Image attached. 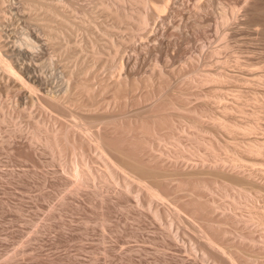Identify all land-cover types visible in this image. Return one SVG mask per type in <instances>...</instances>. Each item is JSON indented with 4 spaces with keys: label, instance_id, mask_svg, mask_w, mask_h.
<instances>
[{
    "label": "rangeland",
    "instance_id": "1",
    "mask_svg": "<svg viewBox=\"0 0 264 264\" xmlns=\"http://www.w3.org/2000/svg\"><path fill=\"white\" fill-rule=\"evenodd\" d=\"M50 1L45 6L42 0H0L3 39L10 43L22 42L28 39L26 32L42 31L46 41L36 48L32 63L46 77L48 94L58 96L62 104L61 108L54 109L37 100L20 103L16 92L11 94L0 89V264H229L207 257L200 248L199 242L205 240L213 228L219 230L221 226L227 230H222L225 235L222 234L221 244L229 253L240 251L236 254L242 255L243 264H264V29L252 24L256 19H264V0H256L255 9L249 13L245 0H224L227 7H235L239 15L229 28H222V9L211 2L214 0H206L213 4L203 12L201 18H205V24L201 27H195L193 17L188 22L177 16L180 21L175 19L176 24L167 35L169 40L174 38L175 50H164L161 54L164 59L160 62L157 55L152 54L146 66L143 65L144 71L139 73V77H144L162 69L170 76V85L169 79L166 80L169 86H162L164 90L157 87L163 95L156 92L155 97L148 100H144L142 88L134 90L137 97L141 94L139 102L125 109L124 114L123 110L118 111L120 117L135 116L138 110H145L152 101L166 99L172 92V96H179L174 124L169 127L170 136L166 140L153 143V151L159 156L162 152L164 156L160 157L170 167L179 162L180 169L215 168L236 175V178H220L221 182L217 179L211 187H175L168 200H164L166 207L161 221L146 206L144 196L140 200L138 197L141 205L138 203L137 186L131 190L133 193L126 191L127 195L119 196L123 181L117 185L114 180L108 182L98 177L80 188L75 179L68 178L75 162L78 169L87 173L100 174L106 169L94 149L86 151L88 166L79 150L78 153L65 150L60 155L57 152V156L48 146L54 120H62L78 129L83 126L81 129L86 130L83 135L103 128L105 119L98 117L97 120V114L104 115L110 110L105 104L111 94L99 89L96 79L99 77L93 76L92 80L90 72L96 74L100 63L92 47H101L108 56L112 46V40L108 41L110 34L114 33V38L118 39L121 34L131 35L132 31L130 25L104 20L95 0ZM201 1L189 0V3L193 7ZM132 3L143 4L141 0ZM49 6L60 10L59 13L48 9ZM114 24L116 28L112 30ZM164 25L168 26V22ZM149 27L151 30L154 23ZM147 40L151 41L147 37L138 39L139 42ZM181 46L190 48L187 53L190 61L173 58ZM177 61L182 64L178 65ZM120 64L118 62L115 71H119ZM108 66L101 65L99 73L106 75L112 69L110 64ZM70 76L81 79L82 86L74 90L76 85L73 84L72 89ZM86 82L98 86L99 111H93L96 106H92L93 100L89 98V91L86 92L91 84L88 86ZM95 112L97 121L94 115L89 117ZM192 115L200 119L198 124H193ZM194 197L209 201L213 208L205 220L191 214L183 205L185 200Z\"/></svg>",
    "mask_w": 264,
    "mask_h": 264
},
{
    "label": "bare ground",
    "instance_id": "2",
    "mask_svg": "<svg viewBox=\"0 0 264 264\" xmlns=\"http://www.w3.org/2000/svg\"><path fill=\"white\" fill-rule=\"evenodd\" d=\"M42 1H44V4H46L45 6H47L48 2L49 3L51 2L50 0H42ZM95 1L98 4L95 6H98V10L100 12L99 15L101 17L103 16V19L105 18L106 21L113 22V23H116L119 25L120 24L130 25V28L132 29V31H131V35H127V33L123 34V35L121 34L118 39L114 38V36H115L114 33L110 34V39H108V41L112 40V43H111L112 46L109 45L111 47L109 48V51L107 52L108 56L104 55V53L106 54V52L101 47L96 46V45H94L93 47L91 46L92 48H94L93 49L94 54L96 56H99V61H97V63L100 62V63H98L99 65L97 67L99 69L98 68H97L98 70L96 69V74H93L89 71L90 74H92V76H91L92 80L95 78V77L93 78V76L99 77V78H96L97 80H99V83H100L99 89H101L102 91H107L111 94L110 96L108 95L109 98H107V96H106L108 101L105 104V106L108 104V108L110 110L108 112L107 111L104 112L103 113L104 115L98 116V114H97V120L99 118L105 119L103 128L100 130H97L95 132L93 131L92 134H89V132L87 131V134L90 135L89 136V135H85V134L83 135L82 134L86 131V130L83 131L81 129L83 126L79 128L82 130V132H80L81 130H79L75 126L74 127L68 126V125L62 123L61 122L62 120L61 121L54 120V122H53L54 123L53 130L51 133V138L48 141V146L53 150L54 154H56V155L58 153H59V155L61 153L64 154L65 150H66V153H67V151L76 153L79 150L83 156L85 165L90 166L89 160L87 158L88 156H86V154H87L86 151H88L89 149L90 150L94 149L96 151L97 158H98V156L101 157L100 158L101 161L102 162L104 161L106 164V166H105L106 169L104 171H101V173L97 171L100 174H95V173H90L88 166L85 168H87L89 173H87V171H85V170L78 169L80 167L78 166V168H77V165L75 162L74 166L71 167L72 168L70 171L71 175L69 174L70 177L68 176V178L69 179H71V178L75 179L78 183L77 186H80V188L90 185L91 181L92 180L95 181L96 179H98V177L101 178L103 181H108V182L110 180H114L115 184H117V185L121 181H123V184H121L122 182L120 183L122 185L123 189L118 192L119 196L127 195L128 191L133 190L134 186H137L138 187L137 189H139V191H137V189L136 190L134 189V192L137 191V193H138V195H136L137 196L136 199L138 200V197H139V200H140L141 199L140 197L144 196L146 206H148V208L154 214V217H160L161 216L162 211H163L164 206H165L164 200H165V198H167L170 195L171 191L175 187L178 188L181 186H183V187L184 186H193V187H199V188L204 187L205 188V187L210 186L213 182L217 181V179H219L218 181L221 182L220 178L229 179L230 176L233 178L234 177L236 178V175L229 173L230 171L228 172L229 174H227V172H224L223 170L215 169V168L205 169V167H204L205 170L202 169L201 167L200 168H193V169H180L178 167L179 162H178L177 166L174 165V166L170 167L160 157L163 154L162 152H160L161 155L159 156L153 151V148H155V147H153V143L155 141H158V142L161 141V143H162V141L166 140L170 136V132H169L170 128L169 127L170 126L172 127V125L174 124L173 123V120H174L173 116H174V113H176V108H177L178 103H179L178 102L179 96H178V98L176 96H172L173 95V94L171 95L172 92L169 93L170 94L169 96L167 95L168 97L166 96L167 97L166 99H164V98L162 100L159 99L156 102L152 101L150 106L147 107L145 110H142V111L138 110V113L135 116L120 117L121 115L120 116L118 115V111L123 110L122 111V113H123V112H125L124 111L125 109H127L128 107H131L133 104H136L139 102V97H141L140 96L141 94L139 95V97H137L133 93L134 90L137 91V89L142 88V90H144V92L142 93L143 98H144V100H148V99H151L155 94H157L156 92L160 91V90L157 91V89H158L157 87L162 88V86H163L165 88V87L170 85V83H171L170 79H169L170 76L167 77L166 73H165L166 71L164 72L162 69L154 70L151 73L146 74V76H144V77H139V75H140L139 73L142 72L141 70H143L142 69L143 65L146 62H148V60L150 59V56L152 54L157 55V59L159 60V62L163 61L164 58L161 54L164 52V50L173 49L174 44L176 45V42L174 43V40H173L174 38H172V40H169V39H167V35L170 34V31H171L170 27L172 25L176 24L175 19L179 20V17H177V16H180L182 18L181 20L185 19L188 22L193 17L195 19V24H196L195 27H201L203 24H205L204 23L205 18L202 19L201 16H203V12L206 13L211 8L210 5L213 3H210L206 0L205 1L202 0L201 2H197L196 4H194V6L192 7L189 3V0H141V2L143 4H138V5L132 3V2H134V0H95ZM68 2H69V0H68ZM211 2H214L215 4H217L219 6V8L222 9L221 10L222 12L220 13L221 16L223 17L222 28H223V26H228V28H229L230 24H232L233 22L236 23L235 21H237L236 19L239 15L237 16L238 10L235 7H233L231 5L232 8L229 9L227 7V5L225 4L224 0H214ZM245 2H246V11L248 13L251 12V10L255 9L256 0H245ZM53 4H54V1H53ZM57 5H58V3H57ZM4 6H5V4H4ZM84 6H86V5H84ZM46 8H48V7H46ZM48 9L53 10L54 13H57V12L59 13V11H60L56 8H54L55 9L54 10L53 7L50 8V6ZM95 9H97V8L95 7ZM212 9H213V7H212ZM243 9H242V11H243ZM56 10H58V11H56ZM98 10H96V11H98ZM262 10H260V11H262ZM0 11H1V8H0ZM82 11L90 12V10H84V9ZM240 12H241V10H240ZM244 14H246V13H244ZM61 15H63V14H61ZM1 16H3V15H0V17ZM208 16H207V18H208ZM238 19H240V17ZM210 21H212V20H209L208 22H210ZM167 22H168V26H165L164 24H166ZM152 23H154V27L150 30L149 26ZM179 23L180 22H178V24ZM116 24H114V27L112 28V30H114V28H116ZM252 24L258 25L259 27L261 26L262 29H264V19H259V20L256 19L252 22ZM111 25L113 26V24H111ZM189 25H191V24L189 23ZM189 25H187V26H189ZM125 27H127V26H125ZM125 27L123 26V28H125ZM192 27L194 28V26H192ZM104 28H105V26H104ZM108 28L110 30V26H108ZM189 28H191V26H189ZM202 29H204V28H202ZM102 30H104V29H102ZM184 30H185V28H184ZM200 30H201V28H200ZM190 31L191 30H189V32ZM109 32H111V31H109ZM175 32H176V30H175ZM26 33L28 35L27 40L22 41V42L16 41V42H12V43L3 39L2 38L3 35L1 36V33H0V89H2L3 91H5L7 93H11V94L16 92V98L20 103L27 102V101L33 102V101L37 100L39 103H41L43 105L49 106V107L54 108V109H58L62 105V104L60 105L58 102V99H57L58 96H54V95L50 96L48 94V92H47L48 89H46V83H47L46 77L43 74L39 73L40 71H38L36 69L35 65L32 63V58H33V56H35L34 52L35 53L37 52V51H35L36 48L39 45H43L46 40H45V38L42 37L43 33L41 30L40 31H38V29L37 30H30L29 32H26ZM116 33L118 34V32H115V34ZM119 33H121V32H119ZM190 33H193V32H190ZM185 34H186V32H185ZM182 35H184V34H182ZM140 37H147L151 41L147 40V41H140L139 42L138 39ZM182 37H185V36H182ZM189 38H192V37H189ZM178 39H176V40H178ZM10 40H11V38H10ZM184 40H186V37ZM91 42H92V40H91ZM94 42H96V40ZM190 42H189V44H190ZM109 43H110V41H109ZM187 48H188V46H187ZM173 50H175V49H173ZM188 50H190V48H188ZM188 50L185 47L181 46L176 51V53H175V51L173 52V53H175L173 55V58L176 60L185 59L186 61H188V60L190 61L189 57L187 58ZM192 50H193V48H192ZM90 51H92V50H90ZM124 51H126V52L123 54ZM130 51H134L136 54H132V53H130ZM215 52H216V50H215ZM158 53H160V55ZM121 54H123V55H121ZM218 54H219V52H218ZM192 56H194V55H192ZM119 57L121 58V61H119ZM96 59H97V57H96ZM169 60H171V59H169ZM202 60H203V58H202ZM118 62H121V64L119 65V71H115L114 68L118 67V65H117ZM176 63H178V61ZM176 63L174 62L175 66L177 65ZM179 63H178V65H179ZM186 63H185V66H186ZM108 64H110L112 66V69L110 71H108L106 73V75H104V76L101 75L102 72L99 73L101 65H107L108 66ZM180 64H182V62ZM190 64H192V63L190 62ZM145 66H146V64H145ZM188 67H190V66L188 65ZM193 67H194V65H193ZM93 68H94V66L92 67V70H94ZM83 69H82V71H83ZM104 70H103V73H105ZM86 71H88V68L86 69ZM143 74H144V72H143ZM87 76H90V75H87ZM221 76H222V74H221ZM70 77H72V76H70ZM71 79L70 80L72 82L71 83L72 85H70V86L73 89L72 86H73V84H75L76 85V87H74V90H75L77 88V86L79 87L81 85V81H80L81 79H77V78H75V76H74V78L72 77ZM168 79H169V81H167V82L169 85H167L165 83V81ZM89 80H90V78H89ZM92 80H90V81H92ZM97 80H95L94 82L96 83ZM92 83H90L91 84L90 85L89 83L86 82V84H88V86L90 85L89 89L86 90V92L89 91L88 93H89L90 97L88 95L87 96L93 100L91 102V104L93 103L92 106L93 107H94V105L96 106V108L94 110L93 109L92 110L97 111L98 109H100V106L99 105L97 106V103H98L97 102L98 101L97 100V98H98L97 97V95H98L97 94L98 93L97 87L98 86L97 87L95 86L97 88V90H96L94 85L92 86ZM165 84L167 86H164ZM47 86H48V84H47ZM164 88H162V90H164ZM86 89H87V87H86ZM69 90H70V88H69ZM166 90H167V88H166ZM83 91H85V90L83 89ZM52 93L54 94V91H52ZM158 93H160V92H158ZM160 94H162V91ZM83 95H85V94H83ZM158 98H162V97H158ZM84 99H86V98H84ZM101 100H102V98H101ZM79 101H80V99H79ZM82 101L84 103L87 102L85 100H81V102ZM99 102H100V100H99ZM84 103H81V104L84 105ZM25 104H27V103H25ZM91 104L88 103V105H90V107H92ZM77 105H80V104H77ZM77 107H79V106H77ZM45 109H47V108H45ZM226 109H228V108H226ZM88 110H90V109H88ZM194 112H193V114H194ZM197 112H198V110H197ZM99 113L102 114V112H99ZM120 113L121 112H119V114ZM223 113H225V112H223ZM95 114H96V112L94 114L91 113V115H89V117L91 116V118H92V115H94L95 120H96ZM190 118L192 119L193 124L199 123L200 119L198 120V118H196L194 115L190 116ZM191 119L188 118V121H190ZM218 125H219V123H218ZM79 126H81V125H79ZM79 126H77V127H79ZM197 127H199V126H197ZM171 131H173V130H171ZM171 136H172V134H171ZM92 150H91V152H92ZM156 152L159 153L158 151H156ZM63 154H62V156H63ZM88 154H89V152H88ZM163 156H164V154H163ZM94 159H96V158H94ZM216 164H218V163H216ZM91 167L94 168L93 164ZM216 168H217V166H216ZM100 169H102V168H100ZM66 171H68V170H66ZM232 173H233V171H232ZM207 176H209L210 178L207 179L206 178ZM240 176L241 175H239V177ZM239 180H240V178H239ZM222 181H224V180H222ZM131 193H133V191H131ZM128 194H130V192ZM194 198L195 199L192 198V200L188 199V201L185 200L183 205L186 207V209L191 214H193L194 216L202 217V218L205 217L204 218V220H205L207 217L206 215L210 214L213 208H212V206H210L209 201L203 200L201 197L200 198L202 200L200 198H199L200 200L197 199L196 197H194ZM139 200H138V203H140ZM167 200H168V198H167ZM140 205H141V203H140ZM143 206H144V204H143ZM168 209H169V207L167 206V209H166L167 212L169 211ZM175 212H178V211L175 210ZM168 214H169V212H168ZM165 215H167V214L165 213ZM176 215H178V214H176ZM179 216H178V218H180ZM162 217L158 218L159 221H161L163 219ZM209 220H210V218H209ZM209 220L207 219V221H209ZM220 222H221V220H220ZM222 222H223V220H222ZM211 224L213 225V223H211ZM221 227H219V230H218V228L217 229L213 228L211 233L206 236V239L199 242L200 246H201L200 247L201 250L203 249L202 251H204V253L206 255H208L207 257H210V258L213 257L215 260H217V262L220 261L219 263H221L222 261H225V262L227 261L229 264H243L245 260L242 257V255L236 254L237 252H240V251H237L235 253L234 252L235 250H233V253L231 254L222 245L223 243H222L221 239L223 236L222 234H224L223 233L224 230ZM178 228H180V227H178ZM226 231H224V232H226ZM182 233H183V231H182ZM179 235H180V233H179ZM179 235L177 234V236H179ZM175 237H176V235H175ZM179 237H176V239ZM176 239H174V241ZM219 240H221V241L219 242Z\"/></svg>",
    "mask_w": 264,
    "mask_h": 264
}]
</instances>
